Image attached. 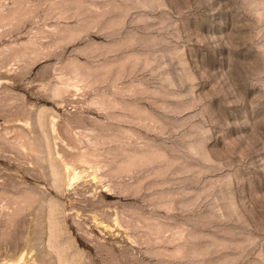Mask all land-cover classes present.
Here are the masks:
<instances>
[{
	"label": "rangeland",
	"instance_id": "374dc122",
	"mask_svg": "<svg viewBox=\"0 0 264 264\" xmlns=\"http://www.w3.org/2000/svg\"><path fill=\"white\" fill-rule=\"evenodd\" d=\"M0 247L264 264V0H0Z\"/></svg>",
	"mask_w": 264,
	"mask_h": 264
},
{
	"label": "bare ground",
	"instance_id": "6f19581e",
	"mask_svg": "<svg viewBox=\"0 0 264 264\" xmlns=\"http://www.w3.org/2000/svg\"><path fill=\"white\" fill-rule=\"evenodd\" d=\"M13 228H14L13 232L8 235V240L10 239L13 242L15 248L18 250V248H21L23 246L22 242L25 238V236H24L25 233H24V230L22 229V226L20 225L19 222L14 223ZM2 244H3V242H2ZM20 244L22 245L21 247H20Z\"/></svg>",
	"mask_w": 264,
	"mask_h": 264
}]
</instances>
